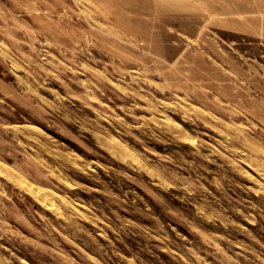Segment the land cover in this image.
Here are the masks:
<instances>
[{"label": "rangeland", "instance_id": "374dc122", "mask_svg": "<svg viewBox=\"0 0 264 264\" xmlns=\"http://www.w3.org/2000/svg\"><path fill=\"white\" fill-rule=\"evenodd\" d=\"M0 264H264V0H0Z\"/></svg>", "mask_w": 264, "mask_h": 264}, {"label": "bare ground", "instance_id": "6f19581e", "mask_svg": "<svg viewBox=\"0 0 264 264\" xmlns=\"http://www.w3.org/2000/svg\"><path fill=\"white\" fill-rule=\"evenodd\" d=\"M22 183V181H19V184H21ZM23 184V183H22ZM26 185V184H25ZM25 185H23L25 188H27ZM27 189H29L30 191H32V193L34 192L35 193V195L37 194H40V195H42V194H44L43 192H41L40 190H38V189H36V188H32V186H29ZM36 195V196H37ZM44 196V195H43ZM43 196H41V197H43Z\"/></svg>", "mask_w": 264, "mask_h": 264}]
</instances>
